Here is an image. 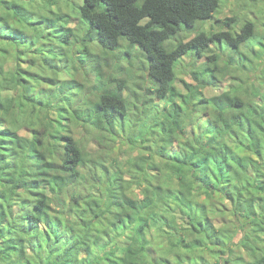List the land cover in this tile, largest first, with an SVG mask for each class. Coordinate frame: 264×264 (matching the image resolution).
I'll return each instance as SVG.
<instances>
[{
    "label": "clouds",
    "instance_id": "9594fccd",
    "mask_svg": "<svg viewBox=\"0 0 264 264\" xmlns=\"http://www.w3.org/2000/svg\"><path fill=\"white\" fill-rule=\"evenodd\" d=\"M15 2L0 264H264V0Z\"/></svg>",
    "mask_w": 264,
    "mask_h": 264
},
{
    "label": "trees",
    "instance_id": "16d2710c",
    "mask_svg": "<svg viewBox=\"0 0 264 264\" xmlns=\"http://www.w3.org/2000/svg\"><path fill=\"white\" fill-rule=\"evenodd\" d=\"M22 7L21 3L19 2V0H16L15 3L12 4V9L11 10H16V9H20ZM0 19H5V17L0 14ZM7 69L5 68V66L3 64H0V73L5 72Z\"/></svg>",
    "mask_w": 264,
    "mask_h": 264
},
{
    "label": "rangeland",
    "instance_id": "374dc122",
    "mask_svg": "<svg viewBox=\"0 0 264 264\" xmlns=\"http://www.w3.org/2000/svg\"><path fill=\"white\" fill-rule=\"evenodd\" d=\"M219 23V21H217Z\"/></svg>",
    "mask_w": 264,
    "mask_h": 264
}]
</instances>
